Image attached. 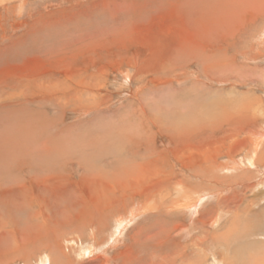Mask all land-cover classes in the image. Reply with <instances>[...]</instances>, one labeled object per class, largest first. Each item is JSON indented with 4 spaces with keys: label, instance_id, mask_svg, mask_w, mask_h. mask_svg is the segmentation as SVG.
I'll return each instance as SVG.
<instances>
[{
    "label": "rangeland",
    "instance_id": "obj_1",
    "mask_svg": "<svg viewBox=\"0 0 264 264\" xmlns=\"http://www.w3.org/2000/svg\"><path fill=\"white\" fill-rule=\"evenodd\" d=\"M263 28L264 0H0V264H264Z\"/></svg>",
    "mask_w": 264,
    "mask_h": 264
},
{
    "label": "bare ground",
    "instance_id": "obj_2",
    "mask_svg": "<svg viewBox=\"0 0 264 264\" xmlns=\"http://www.w3.org/2000/svg\"><path fill=\"white\" fill-rule=\"evenodd\" d=\"M220 27V26H219ZM264 29V28H263ZM120 33V32H119ZM119 40V39H118ZM226 59V58H225ZM222 60H223V58H222ZM214 64V63H213ZM212 64V65H213ZM227 64V63H226ZM210 65V64H209ZM216 66V65H215ZM214 66V67H215ZM220 67V66H219ZM225 69V68H224ZM128 76V75H127ZM99 77V76H98ZM222 77V76H221ZM97 78V77H96ZM129 79V78H128ZM88 80V79H87ZM132 81V80H131ZM80 83V82H79ZM84 83V82H83ZM82 83V84H83ZM84 85V84H83ZM82 85V86H83ZM84 87V86H83ZM134 93V92H133ZM73 94V93H72ZM76 94V93H75ZM159 107V106H158ZM175 108V107H174ZM176 109V108H175ZM192 109V108H191ZM224 109V108H223ZM233 111V110H232ZM214 117V116H213ZM187 118V117H186ZM169 123V122H168ZM167 123V124H168ZM186 123V122H185ZM32 124V123H31ZM142 124V123H141ZM232 124V123H231ZM117 125V124H116ZM177 125V124H176ZM248 125V124H247ZM9 127V126H8ZM31 127V126H30ZM120 127V126H119ZM136 128V127H135ZM195 128V127H194ZM201 128V127H200ZM115 129V128H114ZM199 129V128H198ZM184 130V129H183ZM204 130V129H203ZM182 131V130H181ZM192 132H193V130H192ZM197 132V131H196ZM248 133H250L249 131H247ZM46 134V133H45ZM44 134V135H45ZM178 134V133H177ZM182 134V133H181ZM195 134V133H194ZM251 134V133H250ZM252 135H253V133H252ZM183 136V135H182ZM191 136H193V135H191ZM263 136H264V134H259L258 135V140L260 141L262 138H263ZM5 136H3L2 138H4ZM112 137V136H111ZM124 137H126V136H124ZM6 138V137H5ZM10 137H8V139H9ZM20 138H21V136H20ZM7 140V139H6ZM1 141H2V139H1ZM0 141V142H1ZM203 141V140H202ZM6 142V141H5ZM184 143V142H183ZM18 144L20 145V142H18ZM162 144V143H161ZM179 144V143H178ZM209 144V143H208ZM112 145V144H111ZM186 145V144H185ZM188 145H191V144H188ZM4 146V145H3ZM220 146V145H219ZM256 146H257V144H256ZM255 146V147H256ZM185 148H187V147H185ZM208 148V147H207ZM218 148V147H217ZM229 149V148H228ZM3 150V149H2ZM17 153V152H16ZM16 156V155H15ZM36 159V158H35ZM30 160H32V159H30ZM255 161V160H254ZM38 162V161H37ZM24 163V162H23ZM36 165V164H35ZM181 165V164H180ZM200 165V164H199ZM236 165H238V164H236ZM253 165V164H252ZM26 166V165H25ZM254 166V165H253ZM257 166V165H256ZM137 168V167H136ZM230 168V167H229ZM234 168H235V166H234ZM140 171V170H139ZM142 173V172H141ZM134 174V173H133ZM183 174V173H182ZM215 175V174H214ZM165 177V176H164ZM47 180V179H46ZM135 184V183H134ZM186 188V187H185ZM10 200V199H9ZM219 203V202H218ZM73 218V217H72ZM96 218V216H89V221L87 222V226H89L90 228L92 227V225H95V224H100V220H98V219H100L99 217H97L98 219H95ZM68 221L69 222H71L72 220L69 218L68 219ZM121 222V221H120ZM129 222V221H128ZM62 224H65V223H62ZM118 224V223H117ZM69 225V224H68ZM236 225V224H235ZM122 226V225H121ZM76 227H78V225H76ZM238 227V226H237ZM78 230V229H77ZM123 230V229H122ZM124 231V230H123ZM120 232H121V230H120ZM119 232V233H120ZM118 233V232H117ZM115 234H116V232H115ZM78 235V234H77ZM234 236V235H233ZM94 238V237H93ZM48 247V245L46 244V248ZM44 248V247H43ZM49 248V247H48ZM90 248V247H89ZM51 249V248H50ZM85 250V249H84ZM86 251V250H85ZM89 251H91L90 249H89ZM85 255H87L88 256V254L86 253ZM49 256V255H48ZM61 257H63L64 255L62 254V255H60ZM65 258H67L66 256H64ZM50 259V258H49ZM236 259V258H235ZM260 259V258H259ZM48 261V260H47ZM66 263H68L67 261H65L63 264H66ZM41 264H44V260H42V262H41Z\"/></svg>",
    "mask_w": 264,
    "mask_h": 264
}]
</instances>
